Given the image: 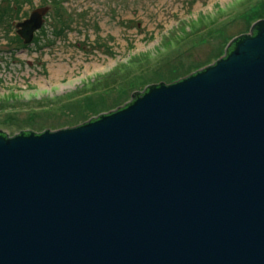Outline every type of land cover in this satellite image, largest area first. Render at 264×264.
I'll return each instance as SVG.
<instances>
[{"label":"water","instance_id":"obj_1","mask_svg":"<svg viewBox=\"0 0 264 264\" xmlns=\"http://www.w3.org/2000/svg\"><path fill=\"white\" fill-rule=\"evenodd\" d=\"M0 264H264V19L81 124L0 128Z\"/></svg>","mask_w":264,"mask_h":264},{"label":"rangeland","instance_id":"obj_2","mask_svg":"<svg viewBox=\"0 0 264 264\" xmlns=\"http://www.w3.org/2000/svg\"><path fill=\"white\" fill-rule=\"evenodd\" d=\"M42 7L22 46L17 23ZM260 19L264 0H0V128L55 130L117 109L214 63Z\"/></svg>","mask_w":264,"mask_h":264},{"label":"bare ground","instance_id":"obj_3","mask_svg":"<svg viewBox=\"0 0 264 264\" xmlns=\"http://www.w3.org/2000/svg\"><path fill=\"white\" fill-rule=\"evenodd\" d=\"M61 68L60 69H64V65L63 64H60Z\"/></svg>","mask_w":264,"mask_h":264},{"label":"trees","instance_id":"obj_4","mask_svg":"<svg viewBox=\"0 0 264 264\" xmlns=\"http://www.w3.org/2000/svg\"><path fill=\"white\" fill-rule=\"evenodd\" d=\"M197 21V20H196ZM189 33V32H188ZM36 39H38V36H36ZM23 41V40H22ZM171 44V43H170ZM100 77H102V76H100Z\"/></svg>","mask_w":264,"mask_h":264},{"label":"flooded vegetation","instance_id":"obj_5","mask_svg":"<svg viewBox=\"0 0 264 264\" xmlns=\"http://www.w3.org/2000/svg\"><path fill=\"white\" fill-rule=\"evenodd\" d=\"M22 40H23V39H22ZM24 44L27 45V44L24 42L22 46H24ZM225 54H226V53H225Z\"/></svg>","mask_w":264,"mask_h":264}]
</instances>
